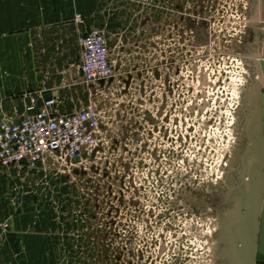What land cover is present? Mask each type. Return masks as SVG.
Segmentation results:
<instances>
[{
    "label": "rangeland",
    "instance_id": "1",
    "mask_svg": "<svg viewBox=\"0 0 264 264\" xmlns=\"http://www.w3.org/2000/svg\"><path fill=\"white\" fill-rule=\"evenodd\" d=\"M101 3L109 81L66 78L81 61L79 38L37 45L40 71L68 84L63 112L98 109L99 146L64 165L5 172L0 264H246L239 228L257 202L253 108L264 79L241 71L237 41L207 53V0ZM207 68L220 78L209 94Z\"/></svg>",
    "mask_w": 264,
    "mask_h": 264
},
{
    "label": "built area",
    "instance_id": "2",
    "mask_svg": "<svg viewBox=\"0 0 264 264\" xmlns=\"http://www.w3.org/2000/svg\"><path fill=\"white\" fill-rule=\"evenodd\" d=\"M249 8L250 0H207V53L210 57L217 53L218 45L225 46V50L219 53L226 54L233 41L240 42L245 37L250 26ZM187 16L190 21L197 19L195 12ZM75 19L77 23H83L81 14ZM79 45L81 61L78 68L84 83H102L116 75L111 42L102 30L91 29L83 33ZM261 49L264 50V45ZM242 59L244 62L240 66L252 83L263 79L260 58L242 55ZM225 81L226 77L222 79L223 83ZM219 82L220 78L212 79L207 68V94ZM232 82L233 86L236 85L234 79ZM252 88L246 92L248 97ZM232 95L240 99V95ZM103 125L101 114L92 104L63 112L58 97L47 98L34 113L20 120L4 119L0 123V165L7 169L26 165L37 170L42 166L53 168L67 161L82 160L99 146Z\"/></svg>",
    "mask_w": 264,
    "mask_h": 264
},
{
    "label": "crops",
    "instance_id": "3",
    "mask_svg": "<svg viewBox=\"0 0 264 264\" xmlns=\"http://www.w3.org/2000/svg\"><path fill=\"white\" fill-rule=\"evenodd\" d=\"M102 12L101 0H0V123L34 113L45 99L53 96L59 98L62 110L64 88L68 84L61 80L63 88L58 83L60 78L45 72L46 67L40 71L38 42L44 39L51 44L52 39H60L56 42L59 47L64 39H77L101 27ZM77 14L82 15L83 23L76 22ZM248 17L250 26L245 37L237 41L238 48L247 58H259L256 56L258 48L264 45V0H250ZM78 64L66 72L72 84L82 80ZM7 170L0 165V260L5 209L12 205L5 185Z\"/></svg>",
    "mask_w": 264,
    "mask_h": 264
},
{
    "label": "water",
    "instance_id": "4",
    "mask_svg": "<svg viewBox=\"0 0 264 264\" xmlns=\"http://www.w3.org/2000/svg\"><path fill=\"white\" fill-rule=\"evenodd\" d=\"M262 40H264V37ZM261 52L262 49L261 47H259L256 56L261 58L260 66L264 79V60L262 59L263 55ZM66 76H69V73L68 74L66 73ZM253 93H254V89H253ZM256 93L257 91H255L254 95H256ZM261 102H262V109H261L260 128L264 138V91L262 93ZM263 147H262V151L264 152ZM236 154L237 155L239 154L238 149L234 152L235 156H237ZM253 172L255 175H257L260 178V187L258 189H257L258 185L256 187L257 192H260V196H259L260 202L256 207V209L252 211V214H250L251 216L249 215L250 217L245 223L244 227L242 228V231L245 230L246 228L250 230L249 231L251 237L250 245L252 250L250 252V257L247 260V264H264V156L260 158L259 161H256V163L254 164ZM257 248H258V254L262 258L261 259L262 261L259 262L255 261V252Z\"/></svg>",
    "mask_w": 264,
    "mask_h": 264
},
{
    "label": "bare ground",
    "instance_id": "5",
    "mask_svg": "<svg viewBox=\"0 0 264 264\" xmlns=\"http://www.w3.org/2000/svg\"><path fill=\"white\" fill-rule=\"evenodd\" d=\"M264 60V59H263ZM260 81V83L262 82V79H260L259 80ZM259 81H258V83H259ZM260 86V84H258V88L256 89V91L257 90H259L260 89V92H261V95H262V93H263V88L262 87H259ZM260 94V93H259ZM254 107L257 109V111H256V113H255V116H254V120H255V123H254V130H255V132H257V135L261 138V141H262V144H261V150H260V152H259V154H258V158L256 159V161H259V159L260 158H262L263 156H264V152L262 151V147H263V145H264V138H263V133H262V131H261V128H260V119H261V109H262V102H261V96H260V101L259 102H256V100L254 101ZM254 109V108H253ZM254 122V121H253ZM263 149H264V147H263ZM237 155V154H236ZM256 161L253 163V166H252V168H251V174H252V176L254 177V179H255V181H257V182H255V183H257V185H258V187H257V185H256V187H257V189L260 187V178L257 176V175H255L254 174V172H253V168H254V164L256 163ZM259 182V183H258ZM256 187H255V190H256ZM253 190H254V188H253ZM256 200H257V202H255V204L253 205V207H252V209L250 210V211H248V215H246L247 216V218H245V222L243 223V224H241L240 225V227L241 228H239L240 229V233H239V236L242 238V241H243V243L245 244V247H247V250H248V258L250 257V252H251V250H252V248H251V245H250V242H251V237H250V230H248L247 228L245 229V230H243L242 231V228L244 227V225H245V223L247 222V220L249 219V217L251 216L250 214H252V211L254 210V209H256V207L258 206V204H259V202H260V199H259V196H260V192H257L256 191ZM250 215V216H249ZM242 220V219H241ZM244 220V219H243ZM237 234V233H236ZM238 237V236H237ZM239 240V239H238ZM240 241V240H239ZM242 246H243V244H242ZM246 250V249H245ZM247 250H246V252H247ZM245 253V252H244ZM245 258H246V256H245ZM248 258H246V264H247V260H248ZM244 263V262H243Z\"/></svg>",
    "mask_w": 264,
    "mask_h": 264
},
{
    "label": "flooded vegetation",
    "instance_id": "6",
    "mask_svg": "<svg viewBox=\"0 0 264 264\" xmlns=\"http://www.w3.org/2000/svg\"><path fill=\"white\" fill-rule=\"evenodd\" d=\"M261 259H262V258H261V256H259V254H258V248H257V249H256V252H255V261H256V262L262 261Z\"/></svg>",
    "mask_w": 264,
    "mask_h": 264
},
{
    "label": "clouds",
    "instance_id": "7",
    "mask_svg": "<svg viewBox=\"0 0 264 264\" xmlns=\"http://www.w3.org/2000/svg\"><path fill=\"white\" fill-rule=\"evenodd\" d=\"M241 71H243V68H241ZM241 83H243V81H241Z\"/></svg>",
    "mask_w": 264,
    "mask_h": 264
},
{
    "label": "snow or ice",
    "instance_id": "8",
    "mask_svg": "<svg viewBox=\"0 0 264 264\" xmlns=\"http://www.w3.org/2000/svg\"><path fill=\"white\" fill-rule=\"evenodd\" d=\"M215 83V82H214Z\"/></svg>",
    "mask_w": 264,
    "mask_h": 264
}]
</instances>
